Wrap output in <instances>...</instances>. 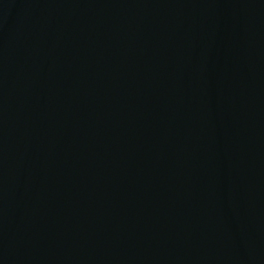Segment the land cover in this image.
Returning <instances> with one entry per match:
<instances>
[{
	"label": "water",
	"instance_id": "95a60500",
	"mask_svg": "<svg viewBox=\"0 0 264 264\" xmlns=\"http://www.w3.org/2000/svg\"><path fill=\"white\" fill-rule=\"evenodd\" d=\"M0 264H264V0H0Z\"/></svg>",
	"mask_w": 264,
	"mask_h": 264
}]
</instances>
